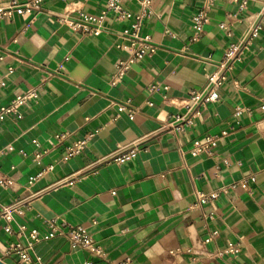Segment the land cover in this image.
I'll return each mask as SVG.
<instances>
[{
	"label": "crops",
	"instance_id": "1",
	"mask_svg": "<svg viewBox=\"0 0 264 264\" xmlns=\"http://www.w3.org/2000/svg\"><path fill=\"white\" fill-rule=\"evenodd\" d=\"M71 2L76 18L99 15L107 0H43L30 13L0 17V106L38 93L21 116L0 123V182L8 180L0 211L24 200L10 232L0 220V260L23 264L8 247L26 245L36 230L30 255L43 264H264V0L244 8L232 0H153L142 32L157 49L115 84L117 65L129 56L116 47L127 24L109 13L104 32L84 34L63 22ZM201 8L209 22L199 36L193 16ZM236 43L246 48L221 100L191 101ZM177 115L189 122L165 127ZM90 133L87 148L65 159L67 147ZM209 135L218 136L216 146L193 156L194 141ZM135 142L139 149L117 160ZM232 184L193 207L197 193ZM77 228L104 257L72 245ZM230 244L240 251L225 253Z\"/></svg>",
	"mask_w": 264,
	"mask_h": 264
},
{
	"label": "built area",
	"instance_id": "2",
	"mask_svg": "<svg viewBox=\"0 0 264 264\" xmlns=\"http://www.w3.org/2000/svg\"><path fill=\"white\" fill-rule=\"evenodd\" d=\"M43 0H31L27 3H20L18 0H7L5 6H0V17L11 16L14 12L21 15L30 13L37 9ZM125 1L135 2L139 5L140 10L138 12H133L126 5ZM233 2H240V7L244 8L248 0H232ZM152 3L153 0H107L104 10L101 11L99 15L87 13L80 11L78 17H71L74 11L71 2L66 7V17L63 19L64 23H67L72 29L81 31L87 35H99L104 32L103 22L109 13H112L113 19L116 22H125L127 25L118 31V37L120 41L116 43V47L120 50H127L129 56L118 63L116 68V73L114 74L112 84L121 78L140 58L152 54L156 51L157 45L152 40L149 34H144L142 32V26L147 18H150L152 14ZM194 29L197 35L203 32L205 25L209 22V16L207 8H201L193 16ZM224 27V24H221ZM253 35L256 34V29L252 32ZM246 46L241 43L231 44L223 53L222 58L216 63V69L208 74V81L206 87L201 91H194L190 95V100L193 102L202 103H213L219 102L221 100L220 88L227 80L229 73L234 65V63L241 57ZM38 93L35 90H30L24 94L17 96L9 104L0 106V123L9 114L20 115L21 108L26 105L29 101L37 100ZM118 105V104H117ZM127 108L126 104H119L118 110L124 111ZM135 114L134 110L130 111V116L133 117ZM189 122L185 120L183 116L177 115L173 121L168 122L165 127L182 129L183 123ZM96 133H90L85 135L79 140L73 141L67 147V153L65 159L74 157L82 153L91 140L95 137ZM65 134L57 136L58 140L65 138ZM218 142V136L209 135L204 141L195 140L190 153L193 156H198L202 152L210 153L211 149L216 146ZM139 149V143L135 142L132 148L129 150L128 154L118 158L121 160L131 155ZM39 157V156H38ZM252 179H255L254 177ZM247 180H245L246 183ZM8 182L7 179H3L0 185L4 186ZM235 184L231 186L221 188L220 190L213 191L208 194L197 193L196 202L193 207L201 206L202 204L210 203L216 199L220 193L227 192L229 187H234ZM24 200L18 198L11 206L4 208L0 211V220L3 219L7 223L6 230L10 232L12 227L10 223L14 219V213L20 212L22 206L24 205ZM29 202H27L28 204ZM53 226V224H51ZM25 226L19 228V233L23 234L25 232ZM213 236L206 239L209 242ZM39 240V234L36 230H31L29 233V241L26 245L21 242L11 243L8 247L9 254H16L23 264H43L40 257L33 259L30 255V250L33 249L35 242ZM70 240L73 246H81L86 250H89L96 256L102 258L105 256V252L100 245H98L93 238L88 235L83 229L77 228L72 231ZM240 247L238 244H230L225 250V253H238ZM92 264V263H89ZM118 264H126V262H121Z\"/></svg>",
	"mask_w": 264,
	"mask_h": 264
},
{
	"label": "water",
	"instance_id": "3",
	"mask_svg": "<svg viewBox=\"0 0 264 264\" xmlns=\"http://www.w3.org/2000/svg\"><path fill=\"white\" fill-rule=\"evenodd\" d=\"M0 264H4V263L0 260Z\"/></svg>",
	"mask_w": 264,
	"mask_h": 264
}]
</instances>
